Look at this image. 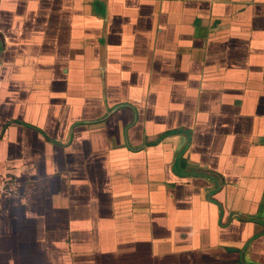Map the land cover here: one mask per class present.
<instances>
[{"label":"crops","instance_id":"0c3cea01","mask_svg":"<svg viewBox=\"0 0 264 264\" xmlns=\"http://www.w3.org/2000/svg\"><path fill=\"white\" fill-rule=\"evenodd\" d=\"M0 175V264H264V0H0Z\"/></svg>","mask_w":264,"mask_h":264},{"label":"rangeland","instance_id":"374dc122","mask_svg":"<svg viewBox=\"0 0 264 264\" xmlns=\"http://www.w3.org/2000/svg\"><path fill=\"white\" fill-rule=\"evenodd\" d=\"M9 187H10V181L8 180V178L7 177H4L3 175H0V188H4V189H0L1 191L0 192H3V194L2 195H0V202L2 201H4V203L3 204H5L7 201H8V198H4L3 196H7V194L4 192L5 191V189H9ZM10 189H12V188H10ZM4 190V191H3ZM3 197V198H2ZM2 198V199H1ZM1 229H4V227L3 228H1ZM38 254H40V253H38ZM40 258H34V259H32V260H35V262H36V264H44V261L45 260H47L46 258L44 259V261H43V259H42V257L41 256H39ZM20 260V259H19ZM29 260H31V259H29ZM53 260V259H52ZM38 262V263H37Z\"/></svg>","mask_w":264,"mask_h":264}]
</instances>
